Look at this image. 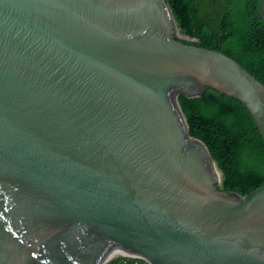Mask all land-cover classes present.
<instances>
[{
    "label": "water",
    "instance_id": "95a60500",
    "mask_svg": "<svg viewBox=\"0 0 264 264\" xmlns=\"http://www.w3.org/2000/svg\"><path fill=\"white\" fill-rule=\"evenodd\" d=\"M177 29L166 0H0V264H264V184L221 189L177 100L235 98L264 140V84Z\"/></svg>",
    "mask_w": 264,
    "mask_h": 264
},
{
    "label": "trees",
    "instance_id": "16d2710c",
    "mask_svg": "<svg viewBox=\"0 0 264 264\" xmlns=\"http://www.w3.org/2000/svg\"><path fill=\"white\" fill-rule=\"evenodd\" d=\"M185 43L217 50L264 84V21L257 0H166ZM189 134L201 140L221 173V189L242 196L264 184V140L244 105L206 87L177 96ZM146 264L114 257L106 264Z\"/></svg>",
    "mask_w": 264,
    "mask_h": 264
},
{
    "label": "bare ground",
    "instance_id": "6f19581e",
    "mask_svg": "<svg viewBox=\"0 0 264 264\" xmlns=\"http://www.w3.org/2000/svg\"><path fill=\"white\" fill-rule=\"evenodd\" d=\"M217 173L219 174V172H217ZM128 255L129 256H132V255L135 256V254H133L131 252L129 253V252H125V251H121V250L112 248V249L107 251L105 262L110 260V259H112V258H114V257H121V256H128Z\"/></svg>",
    "mask_w": 264,
    "mask_h": 264
},
{
    "label": "rangeland",
    "instance_id": "374dc122",
    "mask_svg": "<svg viewBox=\"0 0 264 264\" xmlns=\"http://www.w3.org/2000/svg\"><path fill=\"white\" fill-rule=\"evenodd\" d=\"M176 34H177V36L179 37V38H185V39H189V37H187L183 32H181L179 29H177V32H176ZM218 172H219V175H220V181H221V173H220V171L218 170ZM121 257H123V256H121ZM135 258H138V257H135ZM109 261V260H108ZM108 261H106L105 263H107ZM146 262V261H145ZM146 264H148L147 262H146Z\"/></svg>",
    "mask_w": 264,
    "mask_h": 264
},
{
    "label": "built area",
    "instance_id": "2783aa9c",
    "mask_svg": "<svg viewBox=\"0 0 264 264\" xmlns=\"http://www.w3.org/2000/svg\"><path fill=\"white\" fill-rule=\"evenodd\" d=\"M131 258H135V257H132V256H131ZM133 264H137V262H134Z\"/></svg>",
    "mask_w": 264,
    "mask_h": 264
}]
</instances>
